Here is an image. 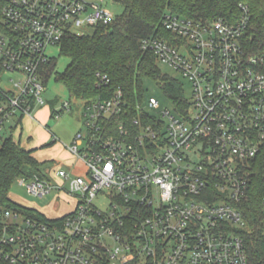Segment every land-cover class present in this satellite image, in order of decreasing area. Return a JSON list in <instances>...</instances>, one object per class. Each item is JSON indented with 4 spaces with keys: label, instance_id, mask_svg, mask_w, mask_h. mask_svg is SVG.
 Instances as JSON below:
<instances>
[{
    "label": "built area",
    "instance_id": "1",
    "mask_svg": "<svg viewBox=\"0 0 264 264\" xmlns=\"http://www.w3.org/2000/svg\"><path fill=\"white\" fill-rule=\"evenodd\" d=\"M239 10L234 23L163 17L170 38L145 39L142 49L188 81L192 99L158 119L140 107L134 140L124 126L108 136L100 124L127 107L121 92L84 104L87 132L67 149L88 166L86 177L58 168L59 183L17 180L36 197L71 198L72 210L50 218L0 207V263L250 264L242 206L256 189L264 216V28L253 34L249 7ZM3 16L0 143L12 118L21 125L46 106L48 48L116 19L105 0H6ZM7 74L21 76L11 89L1 85ZM149 107L160 111L154 98Z\"/></svg>",
    "mask_w": 264,
    "mask_h": 264
},
{
    "label": "trees",
    "instance_id": "2",
    "mask_svg": "<svg viewBox=\"0 0 264 264\" xmlns=\"http://www.w3.org/2000/svg\"><path fill=\"white\" fill-rule=\"evenodd\" d=\"M124 8L109 25H99L83 35H67L59 43L60 56L69 63L64 72H56L54 58L41 67L42 80L47 86L55 77L68 91L71 99L84 104L109 101L119 92L127 104L123 113L109 121H101L108 136H118L119 128L137 135L142 102V79H151L159 85L177 111L187 104L183 85L163 75L153 53L142 49V41L149 38H170L162 27V19L168 13L195 21L225 20L231 23L240 18V4L249 7L253 16L252 33L258 36L264 28V0H117ZM6 0H0V32L7 30L3 8ZM106 77L107 82L102 78ZM57 102V101H56ZM55 102V103H56ZM55 103L51 102V118H55ZM146 123H150L146 120ZM20 124V121H19ZM18 125H16L17 127ZM12 132L15 128H11ZM50 142L44 147H50ZM35 150H27L14 141L12 135L5 136L0 143V207L22 211L32 215L33 211L13 202L9 198L12 185L19 178H48L45 167L34 157ZM49 179V178H48ZM257 189L260 181H256ZM257 190L243 204L249 230L243 232L250 264H264V216ZM259 192V191H258ZM2 264V263H0Z\"/></svg>",
    "mask_w": 264,
    "mask_h": 264
},
{
    "label": "rangeland",
    "instance_id": "3",
    "mask_svg": "<svg viewBox=\"0 0 264 264\" xmlns=\"http://www.w3.org/2000/svg\"><path fill=\"white\" fill-rule=\"evenodd\" d=\"M105 6L115 16H121L124 11L123 6L117 0H105ZM89 31L90 29L87 30V32ZM47 55L57 61L56 72L62 73L65 71L69 61L60 56V49L58 46L49 47ZM157 66L163 75L177 80L183 85L184 97L186 100L190 101L192 99L191 84L167 65L157 62ZM20 80L21 76L19 74H7L3 76L1 85L4 88L11 89L14 84ZM140 85L142 102L139 106L144 114L150 118L158 119L161 117L160 114L163 111L170 110L173 113L176 112L175 104L155 81L145 78L141 80ZM43 98L46 101V107L34 111L33 118H36L35 120L33 118L24 117L22 119V124L16 127L20 117H15L10 120L4 130L5 136L12 135L14 141L17 143L20 142L23 148L27 150L36 148L37 150L34 153V157L40 163L50 160L51 156H54V154L47 150L48 147H42L49 141H46V132L44 131V128L39 127L37 120L49 124L51 132L56 135L58 143L64 150L66 149V146L73 144V141L79 132L83 135L87 132L84 119V103L82 101L71 99L67 89L61 83L57 82L55 77H52L49 80ZM151 98L159 101L160 111H155L149 107V100ZM51 102H56L54 107L55 110L63 109L64 103H70L72 108L70 110H63V113L59 117L50 119L48 117V110H51ZM11 128H15V130L12 132ZM59 151L62 152L60 149ZM73 157L75 156L73 155ZM60 158L61 157L58 156V159ZM75 158L74 170L76 173L74 176L86 177V174L89 171L88 166L79 158ZM70 161L72 160L70 159ZM47 166H52V164H48ZM60 166L65 168L62 165ZM65 169L67 170V168ZM50 179L53 183L60 182V180L54 176ZM9 198L19 205L38 210L50 218L60 217L68 213L72 210L74 205V201L71 198L58 194L56 191L51 192L43 198L31 195L27 187L21 186L18 181L12 185ZM104 203V201L101 202L100 206L104 207ZM110 245H112V243H110Z\"/></svg>",
    "mask_w": 264,
    "mask_h": 264
},
{
    "label": "crops",
    "instance_id": "4",
    "mask_svg": "<svg viewBox=\"0 0 264 264\" xmlns=\"http://www.w3.org/2000/svg\"><path fill=\"white\" fill-rule=\"evenodd\" d=\"M48 112H49L48 117L50 119H52L51 118V110L49 109ZM29 118H31V117H29ZM33 119L35 120L36 118H33ZM37 122L39 123V127L40 128H44V131L46 132V136H47V140L46 141H49L48 143L54 142V145L48 147V149H47L50 152H53V154H54V156H51L50 160L46 161V163L52 164V166H46L45 167V173H46L47 177L48 178H51L52 176L55 177L54 171L56 169H58V168H61V169H64V170H66L65 168H67L66 171H68L69 173L74 175L76 173V171L74 170V163L76 161V158H75L76 156L73 157L72 153H70V151L67 149L68 146H66L65 150L62 149V146L58 143V139H57L56 135L53 132H51V128H50L49 124H46V122L42 123L39 120H37ZM48 143L44 144L42 147H44ZM59 149L62 152H60ZM31 150H35L36 151L37 149L33 148ZM58 156H60L61 158L58 159ZM70 159L72 161H70ZM58 161H60L61 163L58 162ZM60 165L64 166L65 168H62Z\"/></svg>",
    "mask_w": 264,
    "mask_h": 264
}]
</instances>
